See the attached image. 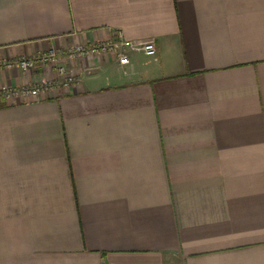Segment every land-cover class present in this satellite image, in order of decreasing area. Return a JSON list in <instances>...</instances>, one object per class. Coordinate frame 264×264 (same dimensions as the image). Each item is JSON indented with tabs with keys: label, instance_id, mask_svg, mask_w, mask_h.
Segmentation results:
<instances>
[{
	"label": "crops",
	"instance_id": "1",
	"mask_svg": "<svg viewBox=\"0 0 264 264\" xmlns=\"http://www.w3.org/2000/svg\"><path fill=\"white\" fill-rule=\"evenodd\" d=\"M116 32L0 100V264H264V0H0V60Z\"/></svg>",
	"mask_w": 264,
	"mask_h": 264
},
{
	"label": "built area",
	"instance_id": "2",
	"mask_svg": "<svg viewBox=\"0 0 264 264\" xmlns=\"http://www.w3.org/2000/svg\"><path fill=\"white\" fill-rule=\"evenodd\" d=\"M129 52L142 53L155 58L156 46L153 41L132 42L116 32L111 40L97 44H77L62 49L52 48L37 52L30 57L17 60H0V71L18 69L22 72H37L31 85L11 87L0 86V100L15 104L17 100L46 98L54 90H69L78 84V78L68 64L78 60L112 54L121 66L129 64ZM47 75H51L48 78Z\"/></svg>",
	"mask_w": 264,
	"mask_h": 264
}]
</instances>
